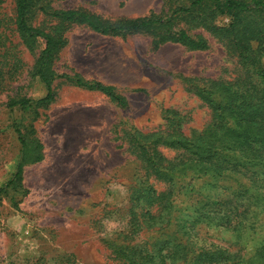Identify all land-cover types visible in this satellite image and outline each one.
<instances>
[{
	"label": "rangeland",
	"instance_id": "obj_1",
	"mask_svg": "<svg viewBox=\"0 0 264 264\" xmlns=\"http://www.w3.org/2000/svg\"><path fill=\"white\" fill-rule=\"evenodd\" d=\"M40 1L49 12L79 9L108 22L167 11L171 3L181 2ZM15 5L16 0H0V188L12 178L20 156L16 124L28 139L40 142L43 159L25 165L24 187L11 185L0 193V264H127L126 258L117 257L120 248L143 244L148 251L153 246L158 250L168 235L181 239L185 230L178 231L175 225L163 229L146 223L131 225L132 210L141 221L145 200L141 187L146 178L129 136L162 130L167 108L184 116L186 132L202 129L211 120V110L186 79H233L239 69L237 59L201 27L190 33L208 40L205 50L172 42L155 47L149 34L103 35L84 24H61L36 9L30 15L33 25L67 39L53 69L112 85L127 97L128 106L119 107L101 92L58 78L53 82L56 97L49 106L36 109L37 113L31 108L12 110L11 100L47 93L34 76L44 42L23 40L16 29ZM228 21L222 17L217 24ZM163 150L174 155L170 149ZM148 182L158 191L167 188L154 175ZM189 187L188 181L175 187L180 193H175L173 218H191L188 208L198 196H190ZM208 190L203 186L200 193ZM194 232L200 245L243 250L241 238L227 229L199 224ZM191 256L173 264H194Z\"/></svg>",
	"mask_w": 264,
	"mask_h": 264
},
{
	"label": "trees",
	"instance_id": "obj_2",
	"mask_svg": "<svg viewBox=\"0 0 264 264\" xmlns=\"http://www.w3.org/2000/svg\"><path fill=\"white\" fill-rule=\"evenodd\" d=\"M40 4V0H16L15 22L24 41L44 42L34 65V76L39 77L47 93L34 99L11 100L12 110L31 108L37 113L36 109L49 106L56 97L53 82L58 78L101 92L119 107L128 106L127 97L112 85L85 80L79 75L58 74L53 69L67 39L63 34L33 25L30 15L36 9L61 24H84L103 35L149 34L154 37L155 47L172 42L189 50H205L208 40L190 33L201 27L237 59L239 69L233 79H186L190 89L211 110V120L202 129L186 132L184 116L167 108L162 130L129 136V144L146 178L141 187V196L145 197L141 203V221L132 210L131 225L142 227L141 224L146 223L161 229L175 225L178 231H185L181 239L170 238L172 235L162 239L158 250L154 246L148 251L143 244L132 245L128 246L129 250L120 248L121 254L117 257L126 258L127 264H173L192 254L190 260L194 264H264V0H181L177 5L171 3L167 11H151L145 16L116 22L79 9L49 12ZM222 17L229 19L224 26L217 24ZM14 127L21 144L20 156L16 171L0 188V193L11 185L24 187L25 165L43 159L40 142L28 139L17 124ZM29 129L34 133V128ZM163 148L172 150L174 155H166ZM152 175L167 184L164 191H158L148 182ZM186 181L190 186L187 193L198 196L188 208L191 218H173L175 193H180L175 187ZM203 186L209 187L207 193H200ZM199 224L235 233L241 238L243 250L231 252L219 246L198 244L194 231Z\"/></svg>",
	"mask_w": 264,
	"mask_h": 264
}]
</instances>
